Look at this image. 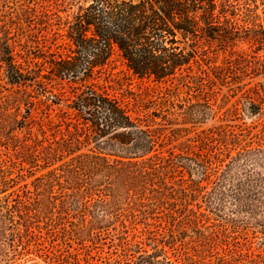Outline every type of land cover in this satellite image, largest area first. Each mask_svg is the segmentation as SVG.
<instances>
[{"label":"trees","instance_id":"obj_1","mask_svg":"<svg viewBox=\"0 0 264 264\" xmlns=\"http://www.w3.org/2000/svg\"><path fill=\"white\" fill-rule=\"evenodd\" d=\"M76 3L78 10L67 13ZM257 10L251 0H47L39 17L50 20L55 15L59 28L54 36L62 38L70 51L66 56L52 53L49 73L73 83L67 104L73 113L62 111L57 118L48 111L44 119L32 118L35 102L30 100L28 87L32 84L28 81L39 85L43 95L50 93L47 110L63 100L64 91L49 90L36 79L33 69L26 70L15 61L10 47L1 56L5 66L0 67L8 83L17 87L13 93L29 95L26 100L31 106L24 119L30 139L14 148L16 154L8 155L23 167L25 163L42 162L45 167L58 163L41 177L43 185L71 184L78 197L96 193L102 214L116 208L115 224H122L118 264H198L191 248L178 239L180 231L149 225L138 230L126 225L139 224V214L144 215L142 223L151 224L146 216L148 204L157 200V192H164L163 199L179 193L187 201L200 190V183L179 174L187 169L184 162L196 165L208 180L215 177L216 184L232 166L264 163V120L254 134V127L236 132L221 124L164 148L183 130L173 126L172 108L201 105L216 112L213 99L219 84L245 87L247 77L264 73V15ZM61 11L66 16L58 13ZM115 51L134 74L166 84L153 92H157L155 100L119 96L100 82L97 74ZM244 94L253 114L264 112V83L257 82ZM149 103L158 108L149 110ZM238 110L237 106L223 114L228 117ZM197 115L205 118L208 113L198 110ZM105 138L134 156L110 160L101 151H81L93 140ZM226 159L229 162L224 164ZM247 174L259 175L256 170H246ZM28 206L25 202L24 207ZM44 210L41 203L38 212L29 216L40 221ZM196 223H200L196 211L186 212L175 222H160Z\"/></svg>","mask_w":264,"mask_h":264},{"label":"rangeland","instance_id":"obj_2","mask_svg":"<svg viewBox=\"0 0 264 264\" xmlns=\"http://www.w3.org/2000/svg\"><path fill=\"white\" fill-rule=\"evenodd\" d=\"M251 1L264 15V0ZM46 6L47 0H0V58L7 55V48L10 47L15 61L26 70L33 69L37 80H42L49 90L65 93L60 103L52 104L47 110L46 104L51 103L50 93H46L48 97L43 95L39 85L28 81L32 84L28 87L32 95L30 100L35 102L31 115L37 120L44 119L46 111L55 118L62 111L73 113L67 106L73 95V83L49 73L52 53L66 56L70 51L62 38L54 36L59 28L55 15L50 20L39 17ZM77 10L76 3L67 13L73 14ZM58 13L67 14L63 11ZM261 54L264 55V51ZM221 58L218 63H221ZM0 64L5 66V61ZM97 75L101 83L111 86V93L131 99L138 96L145 101L155 100L157 92H153L166 85L134 74L117 51ZM257 82L264 83V73L247 77L243 81L247 83L245 87L236 86L240 83L219 84V93L213 99L216 112L201 105L186 106L185 110L172 108L173 126L183 130L172 145L167 144L164 148L221 124H228L236 132H240L241 128L254 127L252 133H256L257 126L264 120V112L255 115L250 111L244 91ZM16 88L8 83L4 69L0 67V264H118L122 224H115L116 208L102 214L101 205L95 202L99 198L96 193L78 197L71 184L43 185L41 177L58 163L51 167H45L42 162L33 166L25 163L23 167L8 155L10 152L16 154L14 148L30 139L27 125H24V119L29 117L27 110L31 107L26 100L29 95L24 97L21 93H13ZM15 101L19 102L18 106ZM147 106L151 111L155 106L158 108L153 103ZM237 106V113L224 116V111ZM161 110L168 112L166 107H161ZM198 110H204L208 115L200 117ZM185 112L186 117H183ZM34 132H37V127ZM107 141L110 142L108 138L93 140L82 146L81 151H101L110 160L134 156L126 147ZM231 154L235 155L236 150ZM228 162L229 159H226L224 164ZM184 163L187 169L179 174L200 183V190L191 194L187 201L183 196L178 197L179 193L163 199L164 192H157V200L148 204L149 213L146 216L151 224L142 223L144 215L139 214V224L126 225L138 230L149 225L152 229L167 227L180 231L178 239L191 248L198 264H264V163L244 168L232 166L217 184L215 177L208 180L196 165ZM246 170H256L259 175L249 177ZM168 181L172 183V179ZM25 202L29 205L27 208L24 207ZM41 203L46 210L38 221V218L29 215L34 216ZM188 211H196L200 223L160 224L165 219L175 222ZM166 249L171 259L175 260L170 247Z\"/></svg>","mask_w":264,"mask_h":264}]
</instances>
